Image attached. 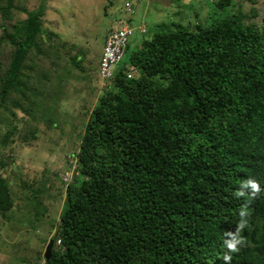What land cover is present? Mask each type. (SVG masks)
<instances>
[{"label":"trees","instance_id":"1","mask_svg":"<svg viewBox=\"0 0 264 264\" xmlns=\"http://www.w3.org/2000/svg\"><path fill=\"white\" fill-rule=\"evenodd\" d=\"M205 1V22L192 27L143 20L142 42L122 62L127 43L108 78L97 61L105 88L71 155L44 264H224V234L241 209L244 243L231 264H264V15L256 23L234 0ZM14 2L0 0V113L11 117L2 146L16 136V113L48 98L51 75H31L33 64L53 67L64 47L44 45L41 12L15 19ZM124 10L118 29L132 36L131 3ZM248 178L261 193L238 197ZM10 186L0 176L3 217L14 207ZM32 190L26 200L40 204Z\"/></svg>","mask_w":264,"mask_h":264},{"label":"rangeland","instance_id":"2","mask_svg":"<svg viewBox=\"0 0 264 264\" xmlns=\"http://www.w3.org/2000/svg\"><path fill=\"white\" fill-rule=\"evenodd\" d=\"M192 1L15 0V19L26 18L30 11L41 12L44 45L55 40V45L64 42V47L51 55L59 61L53 67L47 59L42 65L33 64L31 75H41L42 70L46 71L44 75H51L47 86L41 89L48 98L31 106L27 114L16 113V120H12L18 130L6 146L1 145V138L11 117L0 113V176L10 181L14 202L11 211L0 216V264H44L63 206L62 181L68 183L75 167L71 155L78 148L90 112L105 88L97 77L96 64L109 30L118 29L119 18L128 17L125 3L132 5L129 16L134 34L128 40L122 62L142 42L138 30L144 21L150 27L163 22L177 21L185 27L205 22L210 3L197 0L199 6L192 9ZM234 2L249 21L262 22L264 0ZM252 9L257 12L255 18H250ZM49 33L54 34L51 39H47ZM33 188L40 189L36 195L40 204L36 197L31 204L26 200L33 195ZM38 213L40 218L34 220Z\"/></svg>","mask_w":264,"mask_h":264},{"label":"clouds","instance_id":"3","mask_svg":"<svg viewBox=\"0 0 264 264\" xmlns=\"http://www.w3.org/2000/svg\"><path fill=\"white\" fill-rule=\"evenodd\" d=\"M261 191L262 189L260 183L254 179L248 178L241 183L240 191L237 193V196L243 197L246 193H248L252 198H255L261 193ZM239 215L240 222L236 225L235 231L226 232L224 234L225 238L223 240V246L225 251L222 255L224 264H231V253L238 252L239 247L244 243L243 238L241 237V232L247 226V211L245 209H241Z\"/></svg>","mask_w":264,"mask_h":264},{"label":"built area","instance_id":"4","mask_svg":"<svg viewBox=\"0 0 264 264\" xmlns=\"http://www.w3.org/2000/svg\"><path fill=\"white\" fill-rule=\"evenodd\" d=\"M131 33L132 30L127 26L109 33L99 64V75L101 79L108 78L111 75L113 66L119 61L124 53V48L128 43Z\"/></svg>","mask_w":264,"mask_h":264},{"label":"water","instance_id":"5","mask_svg":"<svg viewBox=\"0 0 264 264\" xmlns=\"http://www.w3.org/2000/svg\"><path fill=\"white\" fill-rule=\"evenodd\" d=\"M53 239L51 240L50 244L48 245L47 249H46V253H45V257L48 258L49 255H50V252H51V249H52V246H53Z\"/></svg>","mask_w":264,"mask_h":264},{"label":"bare ground","instance_id":"6","mask_svg":"<svg viewBox=\"0 0 264 264\" xmlns=\"http://www.w3.org/2000/svg\"><path fill=\"white\" fill-rule=\"evenodd\" d=\"M129 40V39H128Z\"/></svg>","mask_w":264,"mask_h":264}]
</instances>
